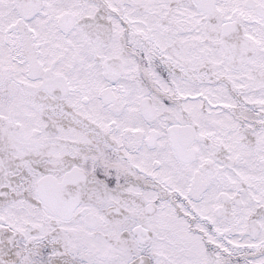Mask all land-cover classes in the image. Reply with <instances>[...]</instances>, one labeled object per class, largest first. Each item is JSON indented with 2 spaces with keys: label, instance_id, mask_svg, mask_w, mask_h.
<instances>
[{
  "label": "snow or ice",
  "instance_id": "snow-or-ice-1",
  "mask_svg": "<svg viewBox=\"0 0 264 264\" xmlns=\"http://www.w3.org/2000/svg\"><path fill=\"white\" fill-rule=\"evenodd\" d=\"M0 264H264V0H0Z\"/></svg>",
  "mask_w": 264,
  "mask_h": 264
}]
</instances>
